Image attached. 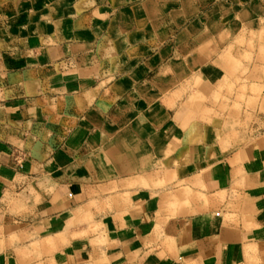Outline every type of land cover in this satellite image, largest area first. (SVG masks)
Listing matches in <instances>:
<instances>
[{"label": "crops", "instance_id": "1", "mask_svg": "<svg viewBox=\"0 0 264 264\" xmlns=\"http://www.w3.org/2000/svg\"><path fill=\"white\" fill-rule=\"evenodd\" d=\"M261 21L0 0V264H264Z\"/></svg>", "mask_w": 264, "mask_h": 264}, {"label": "rangeland", "instance_id": "2", "mask_svg": "<svg viewBox=\"0 0 264 264\" xmlns=\"http://www.w3.org/2000/svg\"><path fill=\"white\" fill-rule=\"evenodd\" d=\"M254 1H256V3L259 5V7L261 9V14H262L261 23L263 24V28H264V4L262 3L261 0H254ZM230 89L234 90V87L232 86V87H230ZM246 89H247V87H244L242 92L245 93ZM247 95L244 94V96L243 95L240 96V98H243V97L248 98V101L244 104L245 107H241V103H239L238 101H233L230 103L231 109L237 110V111H239L240 109H242V110L244 109L246 111V113H249L251 111V106L254 105V104H252V101L256 100V98L258 96L264 97L263 82H261L258 87L256 85H251V87L249 89V93ZM216 99H218V97ZM227 104H229V103H227V102L224 103V105H227Z\"/></svg>", "mask_w": 264, "mask_h": 264}, {"label": "built area", "instance_id": "3", "mask_svg": "<svg viewBox=\"0 0 264 264\" xmlns=\"http://www.w3.org/2000/svg\"><path fill=\"white\" fill-rule=\"evenodd\" d=\"M261 1L264 4V0H261ZM263 92H264V79H263Z\"/></svg>", "mask_w": 264, "mask_h": 264}]
</instances>
